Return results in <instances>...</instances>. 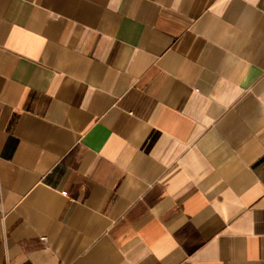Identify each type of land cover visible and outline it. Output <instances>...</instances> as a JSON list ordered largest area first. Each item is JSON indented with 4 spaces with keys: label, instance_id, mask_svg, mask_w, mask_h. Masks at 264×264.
I'll use <instances>...</instances> for the list:
<instances>
[{
    "label": "crops",
    "instance_id": "crops-1",
    "mask_svg": "<svg viewBox=\"0 0 264 264\" xmlns=\"http://www.w3.org/2000/svg\"><path fill=\"white\" fill-rule=\"evenodd\" d=\"M0 264H264V0H0Z\"/></svg>",
    "mask_w": 264,
    "mask_h": 264
},
{
    "label": "built area",
    "instance_id": "built-area-1",
    "mask_svg": "<svg viewBox=\"0 0 264 264\" xmlns=\"http://www.w3.org/2000/svg\"><path fill=\"white\" fill-rule=\"evenodd\" d=\"M64 193H66V192H64ZM43 240H46V238H42Z\"/></svg>",
    "mask_w": 264,
    "mask_h": 264
}]
</instances>
